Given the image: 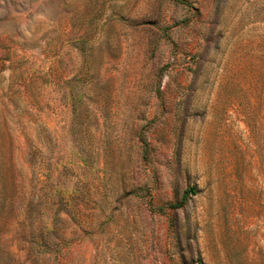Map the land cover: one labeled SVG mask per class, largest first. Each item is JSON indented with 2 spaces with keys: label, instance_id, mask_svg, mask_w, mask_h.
Instances as JSON below:
<instances>
[{
  "label": "rangeland",
  "instance_id": "rangeland-1",
  "mask_svg": "<svg viewBox=\"0 0 264 264\" xmlns=\"http://www.w3.org/2000/svg\"><path fill=\"white\" fill-rule=\"evenodd\" d=\"M0 264H264V0H0Z\"/></svg>",
  "mask_w": 264,
  "mask_h": 264
}]
</instances>
